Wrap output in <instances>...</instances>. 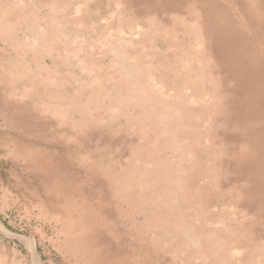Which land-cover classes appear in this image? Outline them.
Wrapping results in <instances>:
<instances>
[{"label": "rangeland", "instance_id": "1", "mask_svg": "<svg viewBox=\"0 0 264 264\" xmlns=\"http://www.w3.org/2000/svg\"><path fill=\"white\" fill-rule=\"evenodd\" d=\"M219 2L229 36L205 0H0V264H264V0Z\"/></svg>", "mask_w": 264, "mask_h": 264}, {"label": "bare ground", "instance_id": "2", "mask_svg": "<svg viewBox=\"0 0 264 264\" xmlns=\"http://www.w3.org/2000/svg\"><path fill=\"white\" fill-rule=\"evenodd\" d=\"M163 1V0H162ZM235 1H237V0H235ZM241 1H243V0H241ZM245 1V0H244ZM252 1V0H251ZM88 2V1H87ZM104 2V1H103ZM125 2V1H124ZM165 2V1H164ZM200 3V2H199ZM243 3H247V2H243ZM253 3V2H252ZM33 4H34V2H33ZM87 4V3H86ZM249 4V3H248ZM31 5V4H30ZM94 5V4H93ZM103 5V4H102ZM244 5V4H243ZM252 5V4H251ZM88 6V5H87ZM90 6V5H89ZM88 6V7H89ZM201 6V5H200ZM246 6V5H245ZM248 6L249 5H247V9H250V7L248 8ZM255 6V5H254ZM33 7V6H32ZM205 7H206V9H207V12H208V21H209V24H210V26L212 27V28H214V29H216L217 30V32H219V33H221L220 35H222V34H224V35H228L229 36V34L235 29V26H234V22L232 21V19L229 17V15H228V13H227V11L224 9V7L220 4V2H219V0H205ZM234 7H236V6H234ZM90 8H91V6H90ZM98 8H100V7H98ZM91 9H93V8H91ZM95 9V8H94ZM100 9H102V8H100ZM115 10V9H114ZM119 10H120V8H119ZM195 10V9H194ZM8 11V10H7ZM117 11H118V9H117ZM196 11V10H195ZM254 11V10H253ZM4 12H6V11H4ZM59 12V11H58ZM252 12V11H251ZM255 13V12H254ZM5 14V13H4ZM9 14V13H8ZM16 15V14H15ZM129 15V14H128ZM193 15V14H192ZM246 16H247V13H246ZM253 16H254V14H253ZM137 17V16H136ZM189 17V16H188ZM248 18H249V16H247ZM111 18V17H110ZM189 19H191V17L189 18ZM253 19V18H252ZM17 20V19H16ZM45 20V19H44ZM103 20V19H102ZM111 20V19H110ZM192 20V19H191ZM246 20V19H245ZM252 22H253V20H251ZM108 22H109V20H108ZM194 22V21H193ZM257 22V21H256ZM255 22V23H256ZM21 24V23H20ZM40 24V23H39ZM191 24H192V22H191ZM190 24V25H191ZM197 24V23H196ZM193 25V24H192ZM15 26V25H14ZM113 26V25H112ZM20 27V26H19ZM22 27V26H21ZM26 27H28V26H26ZM105 27V26H104ZM198 27V26H197ZM45 28H47V27H45ZM59 28V27H58ZM64 28V27H63ZM97 28V27H96ZM131 28V27H130ZM139 28V27H138ZM137 28V29H138ZM203 28V27H202ZM67 29V28H66ZM80 29V28H79ZM140 29V28H139ZM178 29V28H177ZM181 29V28H180ZM256 29V28H255ZM62 30V29H61ZM83 30V29H82ZM132 30V29H131ZM176 30V29H175ZM195 30V29H194ZM64 31V30H63ZM95 31V30H94ZM139 31V30H138ZM177 31V30H176ZM199 31H201V30H199ZM257 31V30H256ZM7 32V31H6ZM16 32H17V30H16ZM68 32V31H67ZM105 32V31H104ZM50 33H52V32H50ZM45 34V33H44ZM48 34V33H47ZM69 34V33H68ZM99 34V33H98ZM103 34V33H102ZM121 34V33H120ZM138 34V33H137ZM192 34V33H191ZM10 35V34H9ZM19 35V34H18ZM80 35V34H79ZM146 35V34H145ZM47 37V36H46ZM66 37V36H65ZM93 37V36H92ZM156 37V36H155ZM261 37V36H260ZM69 38V37H68ZM151 38V37H150ZM204 38V37H203ZM21 39V38H20ZM112 39V38H111ZM137 39V38H136ZM261 39V38H260ZM28 40V39H27ZM53 40V39H52ZM133 40V39H132ZM152 40V39H151ZM189 40V39H188ZM203 40V39H202ZM263 40V39H262ZM22 41V40H21ZM26 41V40H25ZM24 41V42H25ZM76 41V40H75ZM182 41V40H181ZM195 41V40H194ZM23 42V41H22ZM136 42V41H135ZM190 42V41H189ZM202 42V41H201ZM206 42V41H205ZM2 43V42H1ZM29 43V42H28ZM63 43V42H62ZM209 43V42H208ZM207 43V44H208ZM262 43V42H261ZM81 44V43H80ZM129 44V43H128ZM28 45V44H27ZM36 45V44H35ZM63 45V44H62ZM138 45V44H137ZM182 45V44H181ZM7 46V45H6ZM29 46V45H28ZM51 46H53V45H51ZM183 46V45H182ZM193 46V45H192ZM196 46V45H195ZM209 46H210V44H209ZM12 47V46H11ZM205 47H206V45H205ZM54 48V47H53ZM111 48V47H110ZM119 48V47H118ZM180 48V47H179ZM56 49V48H55ZM127 49V48H126ZM144 49V48H143ZM200 49V48H199ZM114 50V49H113ZM142 50V49H141ZM157 50V49H156ZM159 50V49H158ZM177 50V49H176ZM175 50V51H176ZM196 50V49H195ZM19 51V50H18ZM23 51V50H22ZM29 51V50H28ZM150 51V50H149ZM172 51V50H171ZM44 52V51H43ZM46 52V51H45ZM71 52H72V50H71ZM80 52V51H79ZM98 52V51H97ZM177 52H178V50H177ZM202 52V51H201ZM17 53H19V52H17ZM131 53V52H130ZM172 53V52H171ZM70 54V53H69ZM115 54V53H114ZM158 54V53H157ZM191 54V53H190ZM18 55V54H17ZM62 55V54H61ZM96 55V54H95ZM111 55V54H110ZM156 55V54H155ZM159 55V54H158ZM158 55H157V57H158ZM174 55V54H173ZM180 55V54H179ZM192 55V54H191ZM33 56V55H32ZM108 56V55H107ZM115 56V55H114ZM143 56V55H142ZM50 57V56H49ZM99 57V56H98ZM153 57V56H152ZM167 57V56H166ZM184 57V56H183ZM205 57V56H204ZM101 58V57H100ZM138 58V57H137ZM176 58H177V56H176ZM179 58H181V57H179ZM187 58V57H186ZM206 58V57H205ZM50 59V58H49ZM91 59V58H90ZM140 59V58H139ZM166 59H168V58H166ZM199 59V58H198ZM22 60V59H21ZM36 60V59H35ZM117 60V59H116ZM146 60V59H145ZM162 60V59H161ZM164 60V59H163ZM29 61V60H28ZM42 61V60H41ZM45 61V60H44ZM151 61V60H150ZM166 61V60H165ZM206 61V60H205ZM27 62V61H26ZM52 62V61H51ZM58 62V61H57ZM102 62V61H101ZM140 62V61H139ZM199 62V61H198ZM202 62V61H201ZM44 63V62H43ZM104 63V62H103ZM102 63V64H103ZM115 63V62H114ZM129 63V62H128ZM169 63V62H168ZM32 64V63H31ZM47 64V63H46ZM137 64V63H136ZM147 64V63H146ZM152 64H153V62H152ZM187 64V63H186ZM207 64H209V63H207ZM63 65V64H62ZM81 65V64H80ZM99 65V64H98ZM104 65V64H103ZM116 65H117V63H116ZM144 65V64H143ZM242 65V64H241ZM65 66V65H64ZM68 66V65H67ZM115 66V65H114ZM119 66V65H118ZM145 66V65H144ZM149 66V65H148ZM166 66V65H165ZM188 66V65H187ZM200 66H202V65H200ZM208 66H210V65H208ZM213 66V65H212ZM48 67H51V66H48ZM107 67V66H106ZM110 67V66H109ZM205 67V66H204ZM206 67H207V65H206ZM93 69H94V67H92ZM152 68H154V67H152ZM45 69V68H44ZM76 69V68H75ZM116 69V68H115ZM129 69H131V68H129ZM163 69V68H162ZM171 69V68H170ZM184 69V68H183ZM204 69H206V68H204ZM16 70V69H15ZM68 70V69H67ZM66 70V71H67ZM157 70V69H156ZM43 71V70H42ZM69 71H71V70H69ZM139 71H140V69H139ZM12 72V71H11ZM31 72V71H30ZM170 72V71H169ZM212 72V71H211ZM10 73V72H9ZM18 73V72H17ZM35 73V72H34ZM38 73V72H37ZM149 73V72H148ZM218 73V72H217ZM15 74V73H14ZM50 74V73H49ZM73 74V73H72ZM75 74V73H74ZM73 74V75H74ZM101 74V73H100ZM161 74V73H160ZM171 74V73H170ZM199 74V73H198ZM16 75V74H15ZM21 75H22V73H21ZM32 75V74H31ZM39 75V74H38ZM46 75V74H45ZM65 75V74H64ZM106 75V74H105ZM194 75V74H193ZM50 76H51V74H50ZM59 76H61V75H59ZM69 76V75H68ZM81 76V75H80ZM160 76V75H159ZM16 77V76H15ZM39 77V76H38ZM37 77V78H38ZM91 77V76H90ZM125 77V76H124ZM133 77V76H132ZM155 77V76H154ZM213 77V76H212ZM216 77H217V75H216ZM220 77V76H219ZM14 78V77H13ZM29 78V77H28ZM27 78V79H28ZM32 78V77H31ZM48 78V77H47ZM59 78V77H58ZM72 78V77H71ZM157 78V77H156ZM161 79H162V77H160ZM170 78H171V76H170ZM194 78V77H193ZM201 78V77H200ZM203 78V77H202ZM201 78V79H202ZM97 79V78H96ZM107 79V78H106ZM149 79V78H148ZM195 79V78H194ZM208 79V78H207ZM42 80V79H41ZM105 80V79H104ZM128 80V79H127ZM2 81V80H1ZM48 81V80H47ZM135 81H136V79H135ZM150 81H151V78H150ZM166 81V80H165ZM185 81V80H184ZM203 81V80H202ZM33 82V81H32ZM55 82V81H54ZM69 82V81H68ZM72 82H73V80H72ZM129 82H131V81H129ZM169 82V81H168ZM177 82V81H176ZM187 82H188V80H187ZM204 82V81H203ZM219 82V81H218ZM2 83H3V81H2ZM43 83V82H42ZM52 83V82H51ZM96 83H98V81H96ZM100 83V82H99ZM138 83V82H137ZM137 83L135 84V85H137ZM167 83V82H166ZM172 83V82H171ZM1 84V83H0ZM39 84H40V82H39ZM131 84V83H130ZM186 84V83H185ZM201 84V83H200ZM216 84V83H215ZM71 85V84H70ZM81 85V84H80ZM79 85V86H80ZM132 85V84H131ZM168 85V84H167ZM138 86V85H137ZM173 86V85H172ZM195 86V85H194ZM53 87V86H52ZM82 87V86H81ZM92 87V86H91ZM159 87V86H158ZM178 87V86H177ZM48 88H49V86H48ZM69 88V87H68ZM174 88V87H173ZM214 88V87H213ZM58 89V88H57ZM103 89H105V88H103ZM124 89V88H123ZM149 89V88H148ZM172 89V88H171ZM180 89V88H179ZM204 89V88H203ZM215 89V88H214ZM130 90V89H129ZM150 90V89H149ZM157 90V89H156ZM188 90V89H187ZM195 90V89H194ZM196 91V90H195ZM202 91V90H201ZM220 91V90H219ZM25 92V91H24ZM62 92V91H61ZM68 92V91H67ZM120 92V91H119ZM170 92H171V90H170ZM182 92V91H181ZM205 92V91H204ZM217 92V91H216ZM60 93V92H59ZM142 93H144V91L142 92ZM157 93H159V92H157ZM177 93V92H176ZM183 93V92H182ZM185 93V92H184ZM203 93V92H202ZM17 94V93H16ZM61 94H63V93H61ZM186 94V93H185ZM207 94V93H206ZM66 95V94H65ZM69 95V94H68ZM89 95V94H88ZM99 95V94H98ZM101 95V94H100ZM194 95V94H193ZM76 96V95H75ZM84 96V95H83ZM94 96V95H93ZM151 96V95H150ZM166 96V95H165ZM186 96V95H185ZM205 96V95H204ZM203 96V97H204ZM101 97H103V96H101ZM113 97V96H112ZM114 97H116V96H114ZM181 97V96H180ZM179 97V98H180ZM192 97V96H191ZM216 97V96H215ZM41 98H42V96H41ZM40 98V99H41ZM57 98V97H56ZM59 98V97H58ZM63 98V97H62ZM65 98V97H64ZM63 98V99H64ZM126 98V97H125ZM125 98H123V99H125ZM129 98V97H128ZM174 98V97H173ZM88 99V98H87ZM107 99V98H106ZM127 99V98H126ZM191 99V98H190ZM189 99V100H190ZM229 99V98H228ZM150 100V99H149ZM219 100H221V99H219ZM60 101V100H59ZM67 101V100H66ZM65 101V102H66ZM95 101V100H94ZM169 100H167V102H168ZM51 102V101H50ZM53 102V101H52ZM93 102V101H92ZM97 102V101H96ZM101 102V101H100ZM154 102V101H153ZM161 102V101H160ZM8 103V102H7ZM38 103V102H37ZM36 103V104H37ZM67 103H69V102H67ZM86 103V102H85ZM88 103V102H87ZM120 103V102H119ZM129 103V102H128ZM159 103V102H158ZM210 103H213V102H210ZM9 104V105H8ZM7 104V108H8V106L10 107V108H8L9 110H11L14 106L12 105V102L11 103H8ZM94 104V103H93ZM93 104H92V106H93ZM97 104H99L100 105V103H97ZM127 104V103H126ZM151 104V103H150ZM160 104V103H159ZM188 104V103H187ZM198 104V103H197ZM12 107H11V106ZM38 105V104H37ZM60 105V104H59ZM82 105V104H81ZM122 105V104H121ZM156 105V103L154 104V106ZM158 105V104H157ZM17 106V105H16ZM107 106V105H106ZM116 106V105H115ZM147 106V105H146ZM166 106H168V105H166ZM165 106V107H166ZM173 106H175L174 104H173ZM173 106H172V108H173ZM217 106V105H216ZM59 107V106H58ZM68 107H70V106H68ZM94 107V106H93ZM101 107V106H100ZM131 107V106H130ZM183 107V106H182ZM196 107V106H195ZM1 108V107H0ZM7 108H4L5 110L7 109ZM18 108H19V106H18ZM22 108H24V107H22ZM21 108V109H22ZM26 108V107H25ZM24 108V109H25ZM46 108V107H45ZM50 108V107H49ZM105 108V107H104ZM109 108V107H108ZM129 108V107H128ZM189 108V107H188ZM210 108V107H209ZM221 108V107H220ZM2 109V108H1ZM7 109V110H8ZM20 109V110H21ZM27 109V108H26ZM29 109V108H28ZM63 109V108H62ZM70 109V108H69ZM68 109V110H69ZM162 109V108H161ZM166 109H168V108H166ZM4 110V111H5ZM32 110V109H31ZM67 110V109H66ZM115 110V109H114ZM118 110V109H117ZM158 110H159V108H158ZM164 110V109H163ZM173 110V109H172ZM212 110V109H211ZM3 111V112H4ZM25 111V110H24ZM29 111V110H28ZM50 111V110H49ZM70 111H71V109H70ZM89 111V110H88ZM94 111H95V108H94ZM93 111V112H94ZM112 111V110H111ZM178 111V110H177ZM195 111V110H194ZM210 111V110H209ZM0 112H2V111H0ZM5 112H7V111H5ZM12 112H13V110H12ZM23 112V111H22ZM74 112V111H73ZM101 112V111H100ZM130 112V111H129ZM188 112V111H187ZM208 112V111H207ZM14 113H15V110H14ZM13 113V114H14ZM18 113H19V110H18ZM35 113V112H34ZM50 113H52V112H50ZM77 113V112H76ZM87 113V112H86ZM126 113V112H125ZM136 113V112H135ZM156 113V112H155ZM175 113V112H174ZM190 113V112H189ZM194 113V112H193ZM192 113V114H193ZM4 114H6V116L5 117H7L8 115L7 114H9L10 115V113H4ZM4 114H3V116H4ZM16 115H17V113H15ZM19 114H21V113H19ZM22 114H24L25 115V113L23 112ZM30 114H32V113H30ZM41 114V113H40ZM114 114V113H113ZM134 114V113H133ZM163 114V113H162ZM191 114V115H192ZM1 115V114H0ZM24 115H21L22 117L24 116ZM28 114L26 113V115L25 116H27ZM34 115V114H33ZM84 115V114H83ZM106 115V114H105ZM116 115V114H115ZM183 115V114H182ZM196 115V114H195ZM197 115H199V114H197ZM11 116V115H10ZM24 116V117H25ZM32 116V115H31ZM37 116V115H36ZM58 116V115H57ZM142 116H144V115H142ZM150 116V115H149ZM166 116V115H165ZM215 116V115H214ZM220 116V115H219ZM12 117V116H11ZM11 117H9V118H11ZM19 117V116H18ZM17 117V118H18ZM29 117V116H28ZM42 117V116H41ZM51 117V116H50ZM74 117V116H73ZM83 117V116H82ZM85 117V116H84ZM163 117V116H162ZM186 117V116H185ZM226 117V116H225ZM8 118V117H7ZM6 118V119H7ZM9 118L7 119V120H9ZM25 118H27V117H25ZM37 118V117H36ZM35 118V119H36ZM47 118V117H46ZM45 118V119H46ZM101 118V117H100ZM103 118V117H102ZM190 118H191V116H190ZM199 118V117H198ZM228 118V117H227ZM13 119H16V116L13 118ZM20 119H22V121L23 122H21V123H23V125H24V123H27V119H24V118H19V121H20ZM29 119V118H28ZM34 119V120H35ZM38 119V118H37ZM43 119H44V116H43ZM43 119H39L40 121L41 120H43ZM44 119V120H45ZM52 119V118H51ZM96 119V118H95ZM170 119V118H169ZM24 120H26V122L24 121ZM30 120V119H29ZM47 120V119H46ZM91 120H92V118H91ZM90 120V121H91ZM98 120V119H97ZM222 120H223V118H222ZM225 120V119H224ZM223 120V121H224ZM14 121V120H13ZM17 121L18 120H16V121H14V124H16L17 123ZM70 121V120H69ZM85 121V120H84ZM105 121V120H104ZM156 121V120H155ZM166 121H167V117H166ZM170 121V120H169ZM192 121V120H191ZM202 121V120H201ZM200 121V122H201ZM207 121V120H206ZM16 122V123H15ZM32 122H34V121H32ZM39 122V121H38ZM59 122V121H58ZM73 122H75V120L73 121ZM77 122V121H76ZM83 122V121H82ZM99 122V121H98ZM101 122V121H100ZM30 123V125L32 124L31 122H29ZM28 123V124H29ZM41 123V122H40ZM46 123V122H45ZM45 123H43V125L45 126ZM57 123V122H56ZM60 123H63V122H60ZM67 123V122H66ZM93 123V122H92ZM184 123V122H183ZM189 123V122H188ZM192 123V122H191ZM195 123V122H194ZM198 123V122H197ZM202 123V122H201ZM200 123V124H201ZM18 124V123H17ZM16 124V125H17ZM27 124V125H28ZM36 125H38L37 123H35ZM94 124V123H93ZM103 124V123H102ZM166 124V123H165ZM179 124V123H178ZM185 124V123H184ZM227 124V123H226ZM21 125V124H20ZM33 125V124H32ZM32 125H31V127H32ZM64 125V124H63ZM62 125V126H63ZM88 125V124H87ZM87 125H86V127H87ZM97 125V124H96ZM106 125V124H105ZM164 125V124H163ZM162 125V126H163ZM171 125V124H170ZM169 125V126H170ZM203 125H204V123H203ZM18 126H19V124H18ZM29 126V125H28ZM42 126V125H41ZM41 126H39V127H41ZM137 126V125H136ZM183 126V125H182ZM202 126V125H201ZM31 127H30V129H31ZM73 127V126H72ZM71 127V128H72ZM176 127V126H175ZM207 127V126H206ZM21 128V127H20ZM24 128V130H25V127H23ZM22 128V129H23ZM33 128V127H32ZM35 128V127H34ZM37 128V127H36ZM44 128V127H43ZM77 128V127H76ZM76 128H74V129H76ZM98 128H99V126H98ZM137 128V127H136ZM189 128V127H188ZM26 129L28 130L29 128L28 127H26ZM37 129H39V128H37ZM55 129V128H54ZM69 129V128H68ZM116 129H118V128H116ZM140 129V128H139ZM173 129V128H172ZM180 129H182V128H180ZM186 129H187V127H186ZM195 129V128H194ZM34 130V129H33ZM32 130V131H33ZM41 130H44V129H41ZM41 130H40V132H41ZM53 130V129H52ZM57 130V129H56ZM73 130V129H72ZM71 130V131H72ZM81 130V129H80ZM101 130V129H100ZM120 130V129H119ZM143 130V129H142ZM16 131V130H15ZM23 131V130H22ZM26 131V130H25ZM39 131V130H38ZM58 131V130H57ZM140 131V130H139ZM144 131V130H143ZM152 131H153V129H152ZM174 131H176V130H174ZM184 131V130H183ZM12 132V131H11ZM40 132H38V133H40ZM43 132V131H42ZM102 132V131H101ZM214 132V131H213ZM29 133H31V132H29ZM35 132L33 131V134H34ZM44 133V132H43ZM210 133V132H209ZM216 133V132H215ZM12 134V133H11ZM32 134V135H33ZM37 134V133H36ZM45 134V133H44ZM81 134V133H80ZM107 134V133H106ZM109 134V133H108ZM138 134V133H137ZM243 134V133H242ZM2 135V134H1ZM0 135V137H2ZM3 135H4V132H3ZM13 135V134H12ZM17 135V134H16ZM31 135V136H32ZM52 135H54V134H52ZM51 135V136H52ZM182 135H183V133H182ZM192 135V134H191ZM203 135V134H202ZM205 135V134H204ZM209 135V134H208ZM10 136V135H9ZM8 136V137H9ZM27 136V135H26ZM50 136V135H49ZM50 136V137H51ZM73 136H75V135H73ZM72 136V137H73ZM97 136V135H96ZM220 137H221V135H219ZM224 136V135H223ZM17 137V136H16ZM23 137V136H22ZM39 137H41V136H39ZM55 137V136H54ZM70 137V136H69ZM94 137V136H93ZM100 137V136H99ZM6 138V137H5ZM11 138V137H10ZM9 138V139H10ZM12 138H14V139H16L14 136L12 137ZM18 138V137H17ZM19 138H21V137H19ZM216 138V137H215ZM1 139V138H0ZM2 139H3V137H2ZM8 139V140H9ZM24 139V138H23ZM33 139V138H32ZM36 139V138H35ZM73 139V138H72ZM201 139V138H200ZM206 139H207V137H206ZM217 139H219L218 137H217ZM20 140V139H19ZM19 140H17L16 142H19ZM29 140V139H28ZM42 140V139H41ZM71 140V139H70ZM93 140V139H92ZM147 140V139H146ZM145 140V141H146ZM205 140V139H204ZM91 141V140H90ZM184 141V140H183ZM198 141H199V139H198ZM202 141V140H201ZM210 141V140H209ZM214 141V140H213ZM1 142V141H0ZM7 141H5V143H6ZM20 142H21V140H20ZM34 142H35V140H34ZM37 142V141H36ZM48 142V141H47ZM78 142V141H77ZM140 142V141H139ZM243 142V141H242ZM26 143V142H25ZM25 143H23L22 144V150H23V148H24V146L23 145H25ZM79 143V142H78ZM120 143V142H119ZM183 143V142H182ZM186 143V142H185ZM195 143V142H194ZM216 143V142H215ZM18 145H19V143H17ZM16 144V145H17ZM31 143H29V145H30ZM47 144V143H46ZM52 144V143H51ZM76 144V143H75ZM81 144V143H80ZM41 145V144H40ZM58 145V144H57ZM60 146H61V144H59ZM64 145V144H63ZM104 145V144H103ZM25 146H27V143H26V145ZM31 146V145H30ZM36 146V145H35ZM55 146V145H54ZM65 146V145H64ZM92 146V145H91ZM95 146V145H94ZM105 146H107V145H105ZM135 146V145H134ZM190 146V145H189ZM32 147V149H33V145L31 146ZM48 147H49V145H48ZM108 147V146H107ZM138 147V146H137ZM197 147V146H196ZM204 147V146H203ZM21 148V147H20ZM26 148V147H25ZM24 148V149H25ZM37 148V147H36ZM38 148H39V146H38ZM38 148H37V150H38ZM45 149V147H42L41 148V150L42 149ZM66 148V147H65ZM31 149V150H32ZM69 149V148H68ZM67 149V150H68ZM75 149V148H74ZM82 149V148H81ZM95 149V148H94ZM115 150H116V148H114ZM203 149V148H202ZM27 150V149H26ZM45 150H48V149H45ZM70 150V149H69ZM73 150V149H72ZM144 150V149H143ZM211 150V149H210ZM30 151V150H29ZM49 151H51V150H49ZM77 151H78V149H77ZM83 151H85V148H84V150ZM90 151H92V150H90ZM120 151V150H119ZM24 152H25V150H24ZM32 152V151H31ZM34 152V151H33ZM35 152H37V151H35ZM39 152H40V150H39ZM44 152V151H43ZM42 152V153H43ZM46 152H48V151H46ZM56 152V151H55ZM60 152V151H59ZM69 152V151H68ZM79 152V151H78ZM27 153H29V152H27ZM45 153V152H44ZM53 153V152H52ZM63 153V152H62ZM61 153V154H62ZM75 153V152H74ZM97 153V152H96ZM30 154V153H29ZM89 154V153H88ZM145 154V153H144ZM41 155V154H40ZM55 155H57V154H55ZM93 155V154H92ZM108 155H109V153H108ZM127 155V154H126ZM143 155V154H142ZM149 155V154H148ZM46 156V155H45ZM44 155L43 156H41V157H45ZM51 156V155H50ZM62 156V158H63V155H61ZM48 157H49V154H48ZM55 157V156H54ZM58 157V156H57ZM83 157V156H82ZM52 159H53V157H51ZM51 158H49V159H51ZM56 158V157H55ZM54 158V159H55ZM102 158H105V157H102ZM139 158V157H138ZM137 158V159H138ZM147 158V157H146ZM8 158H6V160H7ZM10 159V158H9ZM8 159V160H9ZM64 159V158H63ZM68 159V158H67ZM76 159V158H75ZM125 159V158H124ZM143 159V158H142ZM212 159V158H211ZM12 161H13V159H11ZM11 160H10V162H11ZM15 160V159H14ZM18 160V159H17ZM17 160L15 161V162H17ZM36 160V159H35ZM38 161V160H37ZM41 162H42V160H40ZM55 161V160H54ZM66 161V160H65ZM74 161V160H73ZM73 161H71L72 162V165H74V163H73ZM111 161V160H110ZM115 161V160H114ZM8 162V161H7ZM61 162V161H60ZM63 162V161H62ZM130 162V161H129ZM14 163V162H13ZM13 163H12V167L11 168H13ZM21 162L19 161V164H20ZM47 163V162H46ZM78 163V162H77ZM82 163H84V162H82ZM135 163V162H134ZM226 163V162H225ZM16 164V163H15ZM26 164V163H25ZM29 164H31V163H29L28 162V165ZM33 164V163H32ZM36 164H38V162L37 163H35L34 165H36ZM40 164V163H39ZM53 164H55V163H53ZM58 164V163H57ZM68 164V163H67ZM84 164H86V163H84ZM83 164V165H84ZM94 164V163H93ZM124 164V163H123ZM8 165V164H7ZM6 165V167H8ZM56 165V164H55ZM77 165H79V164H77ZM204 165V164H203ZM203 165H202V167H203ZM40 166V165H39ZM51 166H52V164H51ZM57 166V165H56ZM55 166V167H56ZM60 166H61V164H60ZM68 166H69V164H68ZM76 166V165H75ZM106 166V165H105ZM108 166V165H107ZM118 166H120V165H118ZM123 166H125V165H123ZM149 166V165H148ZM206 166V165H205ZM18 167H20V166H18ZM22 167V166H21ZM27 167V166H26ZM30 167H33V166H30ZM35 167H37V166H35ZM49 167H50V165H49ZM109 167V166H108ZM10 168V169H11ZM23 168V167H22ZM25 168V167H24ZM39 168H41V167H39ZM70 168H72V167H70ZM111 168V167H110ZM133 168V167H132ZM201 168V167H200ZM15 169V168H14ZM18 169V168H17ZM17 169H15L16 170V172L18 171ZM32 169V168H31ZM38 168H36V170H37ZM57 169H58V167H57ZM60 169V168H59ZM63 169H64V167H63ZM79 169V168H78ZM130 169V168H129ZM128 169V170H129ZM5 170V169H4ZM7 170V169H6ZM12 170V169H11ZM15 170L13 171V172H15ZM22 170V169H21ZM23 170H25V169H23ZM33 170H35V169H32V171ZM47 170V169H46ZM46 170H42V171H46ZM74 170V169H73ZM111 170V169H110ZM8 171V170H7ZM28 171H29V169H28ZM28 171H26V173L28 172ZM32 171H30V173L32 172ZM38 171H39V173L38 174H40V170L38 169ZM37 171V172H38ZM56 171H59V170H56ZM60 171H62V169L60 170ZM78 171V170H77ZM145 171V170H144ZM15 172V173H16ZM48 172V171H47ZM46 172V173H47ZM52 172V171H51ZM55 172V171H54ZM54 172H52V173H54ZM109 172V171H108ZM12 173V171L10 172V174ZM13 174L12 173V175L11 176H16V174ZM44 174L43 175H45L46 173L45 172H43ZM52 173L50 174L49 173V176L50 177H52L51 175H52ZM68 173V172H67ZM107 173V172H106ZM114 173V172H113ZM117 173H118V171H117ZM33 174H34V172H33ZM32 174V175H33ZM35 174H36V172H35ZM42 174V173H41ZM48 174V173H47ZM102 174V173H101ZM120 174V173H119ZM143 174V173H142ZM25 175V174H24ZM37 175V174H36ZM56 175H57V172H56ZM60 176H62V174H59ZM64 175V174H63ZM73 175V174H72ZM79 175H80V173H79ZM22 176V175H21ZM20 176V177H21ZM35 176V175H34ZM46 176V175H45ZM44 176V177H45ZM98 176V175H97ZM132 176V175H131ZM13 177V178H14ZM18 177V178H17ZM15 179H13L14 180V182H15V180L17 181V179H18V181L20 180V178H19V175L17 176ZM26 177H28V176H26ZM46 177H48V176H46ZM45 177V178H46ZM141 176H139V178H140ZM32 178H34V177H32ZM31 177H29V180H34V179H32ZM38 178H39V176H38ZM76 178V177H75ZM138 178V179H139ZM158 178V177H157ZM193 178V177H192ZM2 179V178H1ZM43 179V178H42ZM41 179V180H42ZM77 179H79L78 177H77ZM28 180V181H29ZM47 180V179H46ZM53 180V179H52ZM74 180V179H73ZM95 180V179H94ZM111 180V179H110ZM192 180V179H191ZM26 181V180H25ZM39 181H40V179H39ZM42 181H44V180H42ZM79 181V180H78ZM13 182V183H14ZM20 182H22V183H20ZM45 182V181H44ZM48 182V181H47ZM73 182H75V181H73ZM18 183V185H19V183L20 184H23V181H19V182H17ZM39 183V182H38ZM46 183V182H45ZM39 184H41V181H40V183ZM48 184V183H47ZM95 184V183H94ZM132 184V183H131ZM16 185V184H15ZM14 184H13V186H15ZM23 185H25V184H23ZM29 185H31V184H29ZM29 185H26V186H24V187H27V186H29ZM36 185V184H35ZM73 185V184H72ZM108 185V184H107ZM115 185V184H114ZM126 185V184H125ZM240 185V184H239ZM22 186V185H21ZM20 186V187H21ZM41 186H42V184H41ZM45 186V185H44ZM60 186V185H59ZM102 186V185H101ZM198 186V185H197ZM7 187H9V186H7ZM17 186H15V188H16ZM24 187L22 186V189H24ZM36 187V186H35ZM35 187L33 188V187H31L33 190L35 189ZM38 187H40L39 185H38ZM43 187V186H42ZM113 187V186H112ZM10 188V187H9ZM37 188V187H36ZM45 188V187H44ZM95 188V187H94ZM27 189L28 188H25L24 189V191H27ZM32 189H30V191L32 192ZM113 189V188H112ZM118 189V188H117ZM121 189V188H120ZM21 190V189H20ZM100 190V189H99ZM142 190H143V188H142ZM240 190V189H239ZM6 191V190H5ZM10 191V190H9ZM23 191V192H24ZM80 191H81V189H80ZM90 191V190H89ZM88 191V192H89ZM92 191V190H91ZM125 191V190H124ZM21 192V191H20ZM28 192H29V190H28ZM35 192V191H34ZM36 192H38V190L36 191ZM45 192V191H44ZM87 192V191H86ZM33 193V192H32ZM81 193V192H80ZM79 193V194H80ZM105 193V192H104ZM107 193V192H106ZM105 193V194H106ZM132 193V192H131ZM12 194L14 195V193L12 192ZM11 194V195H12ZM23 194V193H22ZM22 194H20V195H22ZM28 194H30V193H28ZM36 194V193H35ZM12 195V196H13ZM15 195H17L16 193H15ZM25 195V194H24ZM39 195V193H37V195H35V196H38ZM47 195V194H46ZM89 195H90V193H89ZM92 195H94V194H92ZM132 195V194H131ZM149 195V194H148ZM19 195H17V197H18ZM32 196H34V195H31L30 197H32ZM44 196V195H43ZM78 196V195H77ZM97 196V195H96ZM110 196V195H109ZM118 196V195H117ZM120 196V195H119ZM41 198H43L42 197V195L40 196ZM70 197V196H69ZM74 197H76V196H74ZM83 197V196H82ZM134 197V196H133ZM149 197V196H148ZM34 198V197H33ZM50 198V197H49ZM116 198V197H115ZM25 199H26V197H25ZM35 199H36V197H35ZM37 199H38V197H37ZM36 199V200H37ZM53 199V198H52ZM78 199V198H77ZM137 199V198H136ZM138 199H140V198H138ZM146 199V198H145ZM27 200H28V202H29V204H30V198L28 199V197H27ZM26 200V201H27ZM32 200V199H31ZM83 200V199H82ZM92 200V199H91ZM96 200V199H95ZM94 200V201H95ZM117 200V199H116ZM18 201V200H17ZM35 201V200H34ZM68 201V200H67ZM86 201V200H85ZM93 201V202H94ZM41 202V201H40ZM87 202H88V200H87ZM90 202V201H89ZM103 202H105V201H103ZM39 203V202H38ZM54 203H56V202H54ZM53 203V204H54ZM75 203V202H74ZM73 203V204H74ZM80 203H81V201H80ZM153 203V202H152ZM28 204V205H29ZM31 204H32V202H31ZM78 204H79V202H78ZM84 204V203H83ZM126 204V203H125ZM27 204H25V206H26ZM51 205H52V203H51ZM82 204H80V206H81ZM97 205H99V204H97ZM115 205V204H114ZM127 205V204H126ZM54 206V205H53ZM68 206V205H67ZM92 206V205H91ZM90 206V207H91ZM107 206V205H106ZM55 207V206H54ZM71 207V206H70ZM73 207V206H72ZM126 207V206H125ZM129 207V206H128ZM142 207V206H141ZM154 207V206H153ZM48 208V207H47ZM87 208V207H86ZM99 208V207H98ZM97 208V209H98ZM103 208V207H102ZM120 208V207H119ZM134 208V207H133ZM126 209V208H125ZM155 210H156V208H154ZM131 210V209H130ZM135 210V209H134ZM28 211V210H27ZM92 211V210H91ZM98 211V210H97ZM54 212V211H53ZM88 212V211H87ZM79 213V212H78ZM99 213H100V211H99ZM52 214V213H51ZM102 214H104V213H102ZM109 214V213H108ZM130 214V213H129ZM63 215V214H62ZM65 215H66V213H65ZM85 215V214H84ZM96 215H98V214H96ZM78 216H80V215H78ZM77 216V217H78ZM112 216H113V214H112ZM254 216V215H253ZM116 217H118L117 215H116ZM206 217V216H205ZM58 218V217H57ZM76 218V217H75ZM83 218V217H82ZM110 218V217H109ZM241 218V217H240ZM65 219V218H64ZM79 219V221L81 220V218H78ZM85 219V218H84ZM210 219V218H209ZM22 220V219H21ZM86 220V219H85ZM64 222V221H63ZM69 222V221H68ZM157 222H159V221H157ZM127 224V223H126ZM208 225V224H207ZM205 226V225H204ZM0 228H1V230L2 231H5L6 233H7V230H6V228H5V226L0 222ZM8 228V227H7ZM69 234L70 235H72L73 237H74V239H73V245H72V247H73V249L72 250H75V253H79L80 254V257H81V254L83 253L84 255H83V257H86L87 256V243H86V227H85V225L83 224V223H81L80 224V226L78 227V223H73V225H69ZM214 232V231H213ZM213 232H212V234H213ZM115 233V232H114ZM200 233V232H199ZM205 233H207V232H205ZM142 234V233H141ZM210 234V233H209ZM60 236V235H59ZM106 236V235H105ZM109 236H110V234H109ZM147 236V235H146ZM132 237V236H131ZM137 237V236H136ZM205 237V236H204ZM24 238V237H23ZM62 238H64V237H62ZM107 238H109V237H106V239ZM134 238V237H133ZM139 238V237H138ZM134 240H135V238H134ZM60 241V240H59ZM102 241H104V240H102ZM146 241V240H145ZM91 242V241H90ZM28 243V242H27ZM70 243V242H69ZM128 243H129V241H128ZM127 243V244H128ZM176 243V242H175ZM181 243V242H180ZM206 243V242H205ZM57 244V243H56ZM147 244V243H146ZM159 244V243H158ZM172 244H174V243H172ZM171 244V245H172ZM125 245V244H124ZM151 245V244H150ZM166 245H167V243H166ZM210 246H211V244H209ZM29 246H30V244H29ZM112 246V245H111ZM148 246V245H147ZM154 246V245H153ZM220 246H221V244H220ZM238 246H240V245H238ZM1 247V246H0ZM3 247V246H2ZM225 247V246H224ZM176 248V247H175ZM231 248V247H230ZM102 249V248H101ZM177 249V248H176ZM235 249V248H234ZM6 250L7 249H5V252H6ZM31 250H32V248H31ZM116 250V249H115ZM172 250V249H171ZM205 250V249H204ZM236 250V249H235ZM239 250V249H238ZM11 251V250H10ZM1 252V251H0ZM12 252V251H11ZM33 253H34V258L36 259V264H37V262L39 261V256L37 255V252L36 251H32ZM190 252V251H189ZM215 252V251H214ZM6 253H8V251L6 252ZM6 253H5V255H6ZM29 253H30V251H29ZM92 253H95L94 251L92 252ZM101 253V252H100ZM213 253V252H212ZM239 253V252H238ZM2 254V253H1ZM72 254H73V252H72ZM127 254V253H126ZM128 254H130V253H128ZM145 254V253H144ZM174 254V253H173ZM211 254V253H210ZM216 254V253H215ZM5 255H3V256H5ZM11 254H9L8 256H10ZM111 255V254H110ZM31 256V255H30ZM109 256V255H108ZM129 256V255H128ZM149 256V255H148ZM210 256V255H209ZM215 256V255H214ZM1 257V256H0ZM76 257V256H75ZM74 257V258H75ZM154 257V256H153ZM152 257V258H153ZM94 258H96V257H94ZM107 258V257H106ZM128 258V257H127ZM126 258V259H127ZM197 258V257H196ZM1 259V258H0ZM31 259H33V258H31ZM79 259V258H78ZM92 259V258H91ZM234 259V258H233ZM80 260H82V257H81V259ZM156 259H154V261H155ZM15 261H17V260H15ZM50 261V260H49ZM89 261H91V260H89ZM125 261V260H124ZM199 261V260H198ZM1 262V261H0ZM4 262V261H3ZM9 262V261H8ZM13 262V261H12ZM32 262H34V261H32ZM83 262V261H82ZM113 262V261H112ZM121 262H122V260H121ZM121 262H119L118 264H120ZM128 262V261H127ZM232 262V261H231ZM2 263V262H1ZM4 263H6V262H4ZM39 263V262H38ZM79 263H81V262H79ZM83 263H85V264H87V262H83ZM114 263V262H113ZM112 263V264H113ZM122 263H124V262H122ZM22 264V263H21ZM78 264V263H77ZM98 264V263H97ZM107 264V263H106ZM239 264H241V263H239Z\"/></svg>", "mask_w": 264, "mask_h": 264}]
</instances>
